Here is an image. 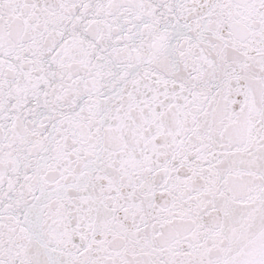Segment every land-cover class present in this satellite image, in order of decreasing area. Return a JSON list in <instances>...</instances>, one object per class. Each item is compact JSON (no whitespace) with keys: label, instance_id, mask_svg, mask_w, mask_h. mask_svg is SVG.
Returning <instances> with one entry per match:
<instances>
[{"label":"snow or ice","instance_id":"1","mask_svg":"<svg viewBox=\"0 0 264 264\" xmlns=\"http://www.w3.org/2000/svg\"><path fill=\"white\" fill-rule=\"evenodd\" d=\"M0 264H264V0H0Z\"/></svg>","mask_w":264,"mask_h":264}]
</instances>
